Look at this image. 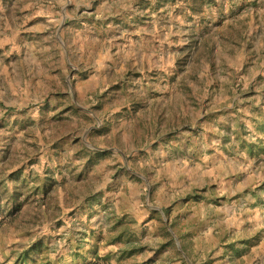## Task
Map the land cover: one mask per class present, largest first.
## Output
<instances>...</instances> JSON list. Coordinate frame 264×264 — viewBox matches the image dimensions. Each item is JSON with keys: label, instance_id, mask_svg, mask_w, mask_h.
I'll return each instance as SVG.
<instances>
[{"label": "rangeland", "instance_id": "1", "mask_svg": "<svg viewBox=\"0 0 264 264\" xmlns=\"http://www.w3.org/2000/svg\"><path fill=\"white\" fill-rule=\"evenodd\" d=\"M201 3L0 0V264H264V0Z\"/></svg>", "mask_w": 264, "mask_h": 264}, {"label": "trees", "instance_id": "2", "mask_svg": "<svg viewBox=\"0 0 264 264\" xmlns=\"http://www.w3.org/2000/svg\"><path fill=\"white\" fill-rule=\"evenodd\" d=\"M182 1H184L187 4V6L189 7V9L192 13H200L201 12V5H202L201 2L204 0H182ZM40 247H41V245L39 242H36L32 246H30L29 250L25 251L23 253V255L21 256L19 263L24 264L25 259L28 257V254H29L28 252H30V251L36 252L40 249Z\"/></svg>", "mask_w": 264, "mask_h": 264}]
</instances>
